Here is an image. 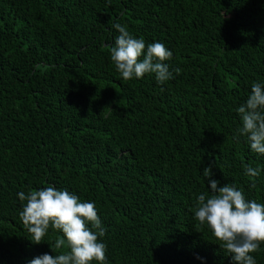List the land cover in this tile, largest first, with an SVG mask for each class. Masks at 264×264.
Instances as JSON below:
<instances>
[{
    "label": "trees",
    "instance_id": "obj_1",
    "mask_svg": "<svg viewBox=\"0 0 264 264\" xmlns=\"http://www.w3.org/2000/svg\"><path fill=\"white\" fill-rule=\"evenodd\" d=\"M115 23L172 51L174 79L123 80ZM254 82L264 0H0V264L67 251L19 217L18 194L48 186L95 203L108 264H234L193 209L209 166L264 203V155L237 131Z\"/></svg>",
    "mask_w": 264,
    "mask_h": 264
},
{
    "label": "clouds",
    "instance_id": "obj_2",
    "mask_svg": "<svg viewBox=\"0 0 264 264\" xmlns=\"http://www.w3.org/2000/svg\"><path fill=\"white\" fill-rule=\"evenodd\" d=\"M113 27L119 35L111 47L110 57L123 80L140 79L147 74L154 75L156 82L164 85L174 79L173 71L165 63L172 59L173 52L163 43L146 45L126 25L115 23ZM174 72L178 75L180 69ZM236 111L242 120V127L237 130L239 136H246L251 150L264 155V83L254 82L246 103ZM260 172V168L251 165L244 169L250 178L258 177ZM203 176L208 179L211 194L205 192L196 197L193 211L197 227L203 230L207 226L219 242L217 245L231 256L234 264H256L252 254L264 244V203L246 199L235 185L221 186L220 181L211 178V166L204 169ZM18 198L26 201L19 217L32 243L41 244L51 229L62 233L50 247L52 252L53 248H67L59 254L45 253L33 258L29 264H108L107 245L102 241L106 230L94 202H82L67 190L53 186L28 194L20 192Z\"/></svg>",
    "mask_w": 264,
    "mask_h": 264
}]
</instances>
